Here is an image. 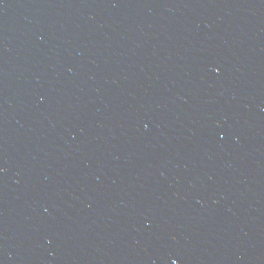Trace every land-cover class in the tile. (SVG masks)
Returning a JSON list of instances; mask_svg holds the SVG:
<instances>
[{"label": "water", "instance_id": "obj_1", "mask_svg": "<svg viewBox=\"0 0 264 264\" xmlns=\"http://www.w3.org/2000/svg\"><path fill=\"white\" fill-rule=\"evenodd\" d=\"M264 264V0H0V264Z\"/></svg>", "mask_w": 264, "mask_h": 264}, {"label": "snow or ice", "instance_id": "obj_2", "mask_svg": "<svg viewBox=\"0 0 264 264\" xmlns=\"http://www.w3.org/2000/svg\"><path fill=\"white\" fill-rule=\"evenodd\" d=\"M173 264H175V262H173Z\"/></svg>", "mask_w": 264, "mask_h": 264}]
</instances>
